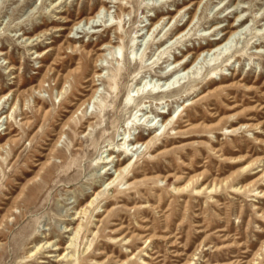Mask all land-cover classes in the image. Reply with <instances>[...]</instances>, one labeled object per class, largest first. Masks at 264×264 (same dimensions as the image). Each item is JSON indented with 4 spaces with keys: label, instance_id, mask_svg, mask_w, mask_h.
Returning a JSON list of instances; mask_svg holds the SVG:
<instances>
[{
    "label": "rangeland",
    "instance_id": "rangeland-1",
    "mask_svg": "<svg viewBox=\"0 0 264 264\" xmlns=\"http://www.w3.org/2000/svg\"><path fill=\"white\" fill-rule=\"evenodd\" d=\"M55 1L0 0V264H264V124L227 129L264 120V109L246 110L264 103V0ZM101 4L100 26L69 33ZM237 15L230 48L191 64ZM138 81L159 93L137 96ZM94 88L96 103L61 130ZM133 138L152 139L127 177L79 212L116 166L105 155L132 154Z\"/></svg>",
    "mask_w": 264,
    "mask_h": 264
},
{
    "label": "bare ground",
    "instance_id": "bare-ground-1",
    "mask_svg": "<svg viewBox=\"0 0 264 264\" xmlns=\"http://www.w3.org/2000/svg\"><path fill=\"white\" fill-rule=\"evenodd\" d=\"M58 1H61V0H56L54 3H52V4H55V3H57ZM102 2L103 1H105V0H101ZM192 3H194L193 1L190 3V4H192ZM238 7V6H237ZM100 9H103V10H105V7H104V5H100L99 6V11H97L94 15H92V16H89V17H86V18H83V19H81V20H79V21H77V22H75L73 25H72V27L69 29V33H70V31L72 30V28L74 27V26H79V24L83 21L84 22V25H88V24H90V27L89 28H95L96 26H100V24H96V22H94V19H95V17H97L98 16V14L100 13ZM178 11V10H177ZM236 13H237V9L236 10H234ZM238 16H240V15H237L236 16V20L234 21V22H232V23H230V24H228L227 26H226V28L225 29H223L221 32H220V35L219 36H215V37H213V41L214 42H212V43H209L208 44V47H206L205 49H203V50H201L198 54H196L195 55V58H194V60L191 62V64L192 63H194L197 59H199V56L202 54V53H205V55L204 56H202V59L203 60H205V56H206V54H208V53H210L211 52V55H214V54H218V55H221V54H223L224 53V51L226 50V49H228V48H230V46H227V44H228V42L231 40L230 38H235L234 36H235V34L237 33V31H238V29L239 28H241V26L243 25V22L245 21V18H239V19H237L238 18ZM173 19V18H172ZM158 23V22H157ZM155 25V24H154ZM62 28V27H61ZM81 30V32H85V29H80ZM180 33H182V32H180ZM70 35V34H69ZM66 37H69L68 35L66 36ZM75 39V38H74ZM73 44H76V43H73ZM73 47H74V45H73ZM106 47H109V44L108 43H105L104 45H101L100 47H98L97 49L98 50H104ZM205 47V46H204ZM48 49H50V48H48ZM224 50V51H223ZM195 52L193 51V50H191L187 55H193ZM0 54H2V52H0ZM102 56H103V54L101 53V51L96 55V57H95V64H94V67H95V71H94V73H93V76L94 77H96L97 79L98 78H101L102 77V75H101V73H100V68H99V65L96 63V61L97 60H100L101 58H102ZM207 57V56H206ZM185 58V57H184ZM181 59V60H174L173 61V63L175 64V65H181V66H183V65H185L189 60H187V59ZM102 60V59H101ZM103 62V61H102ZM175 67V66H174ZM12 68V67H11ZM183 72H186L187 74L189 73L188 71H189V67H183L182 69H181ZM68 74H70V73H67V74H65L63 77L65 78V77H68ZM168 77V76H167ZM166 77V78H167ZM171 78V77H170ZM243 79V78H242ZM142 80V79H141ZM65 79H64V83H65ZM140 82L141 81H138V83H137V85H136V94H137V96H142L143 94L144 95H147V94H156V93H159V91L158 92H154V93H151L150 92V89H146V87H148V85L147 84H144V85H142V86H140ZM216 82V81H215ZM64 83L62 84V86H61V88L59 89V91H58V93L57 94H61L62 93V90L64 89ZM196 83V82H195ZM236 82H234L233 80H231V81H229V82H224V83H217V84H215L214 85V87H212V88H208V90L206 91V92H202V93H200L199 95H197L193 100H190L189 101V103L190 104H192V103H194V102H196L197 100H201V99H203L205 96H207L208 94H211V93H214V92H217V91H219V90H221V89H227V88H230V86H233V84H235ZM92 85H95V84H92ZM162 86V85H161ZM83 87V86H82ZM154 87V86H153ZM174 88H176V87H174ZM87 89V88H86ZM152 89V88H151ZM139 90H141V94L139 95ZM146 90V92H144ZM169 90V89H168ZM230 90H232V89H230ZM96 91H97V89H93V90H91V92H90V94L87 96V97H85V98H83L80 102H79V104L77 105V107H76V109L71 113V115L69 116V118L63 123V125H62V127H61V130H64L66 127H67V124H68V122L71 120V118H72V116L74 115V114H81V112H82V109H85V108H87V105H89V103L91 102L92 104H95L96 103ZM131 91H133V89L131 90ZM231 92V91H230ZM264 93V92H263ZM132 94V93H131ZM81 95H83V94H81ZM143 95V96H144ZM1 98V97H0ZM132 98V96L130 95V94H128L126 97H125V100H127V99H131ZM253 102V105L250 107V108H248V109H246V110H248V111H252L253 109H255V108H257V109H264V103H261V102H259L258 101V99L257 100H248V103L249 102ZM128 104V102L127 101H125L124 102V105H127ZM238 106H240V104H237L236 103V101H233V104L232 105H230V106H228L227 107V109H230V110H234L236 107H238ZM140 107V106H139ZM131 108V107H130ZM184 110V108H182V110L176 115V117H175V119L173 120V122H176L177 121V119L179 118V116L181 115V112ZM87 113V112H86ZM92 114H94V112H90L89 113V115L88 116H90V115H92ZM239 113H237L236 115H237V118H238V115ZM169 116L170 115H168L166 118H169ZM213 116H216V115H213ZM205 118L204 116H202V115H200L198 118ZM249 118L248 119H254V117L253 116H248ZM3 118H7V115H4L3 116ZM85 119H86V117H84ZM222 119H224V117H219V120H222ZM191 120V119H190ZM218 120V121H219ZM165 123V122H164ZM164 123H161L160 124V126L159 127H161V125H163ZM264 124V120H260V121H258V122H256L255 124H253V122H247V123H240L238 126H231V127H229V128H227L230 132H232V131H236L237 129H240L241 127H253V126H257V125H263ZM133 125V124H132ZM185 125H189V123L187 122ZM158 127V128H159ZM192 127V125H190V126H188V128H191ZM209 127H211V126H207V128H209ZM158 128H156V129H153L152 130V132H151V135H152V138H157L159 135H161L163 132H161V133H158V135H157V129ZM187 128V129H188ZM177 131H180V130H177ZM62 135V134H61ZM61 135H58V137H57V140L55 141V143H54V145H53V147H55L56 145H57V143H58V141L60 140V137H61ZM152 138H149V139H146V140H140V139H135V138H133L134 139V144L132 145V147L133 146H135V150L132 152V154H129L128 153V151H126V149H123L122 151H121V153L123 154V157H116L117 155H113V153H114V151H112L113 150V147L112 148H105V151H112L111 153H108V154H106L105 155V157L106 158H104V160H102V163H104V164H108V163H110V162H114V163H116L115 165V168H114V170H113V172H112V174H110V177L107 179V181L105 182V188H99L96 192H95V194H94V197H92L85 205H84V208L83 207H81L80 209H79V212H80V210L81 209H83V212H85L86 211V207H88V206H90V205H92V203L95 201V199L99 196V195H103V193L104 192H107V191H109L111 188H114L115 186H117L118 185V183H120L125 177H127V174H129V172H130V170H131V168H132V166L135 164V162L137 161V158H138V156L136 155V153H137V150L141 147V146H144V148L146 149L147 148V144H148V142L152 139ZM120 139H122V138H120ZM129 139V138H128ZM132 139V138H131ZM14 139H12L11 141H13ZM123 143H125V139H124V142ZM132 147L130 148V151H131V149H132ZM53 151V149L50 151V153ZM161 152V151H160ZM49 153V154H50ZM157 153H159V152H157ZM51 157V156H50ZM49 156H48V158H47V162L46 163H44V164H41V168L44 166V165H46V164H48V160H49V158H50ZM116 158V159H115ZM133 158V159H132ZM115 159V160H114ZM259 159H262V160H264V154H262L261 156H259ZM103 164V165H104ZM112 164V163H111ZM249 163H247V165H248ZM246 165V164H245ZM242 168V167H241ZM259 171H261V174H260V176H262L263 174H264V167L263 168H261ZM132 176V175H131ZM143 179V178H142ZM136 180L135 179H133L132 181H124V183H127L128 185L129 184H131L132 182H135ZM223 182V181H222ZM185 183H187V182H185ZM212 186V185H211ZM202 187V186H201ZM237 188V187H236ZM242 188V187H241ZM209 189V188H208ZM210 189H212V188H210ZM240 189V188H239ZM194 190V189H193ZM259 192H261V191H259ZM264 192V191H263ZM107 204V203H106ZM12 211H14V210H12ZM102 211H104V210H102ZM79 212H77V213H79ZM82 226V223L81 222H78L74 227H71L70 229H69V231H71V239L69 240V243H68V245L67 246H65L64 248H67L69 245H71L72 244V239H76L77 238V236L79 235V233H80V231H81V227ZM120 227H122V226H120ZM119 227V228H120ZM119 228H117V229H119ZM115 231V230H114ZM119 238H121V236H119L118 238H116V239H119ZM50 243V240H45L43 243H41L40 245H37L36 247H34V250H30L29 251V256H31V255H33V254H35L36 252V250H38V249H40V248H42L43 247V245L44 244H49ZM51 245H53L54 246V249H53V251H56L57 249H61V247L58 245V244H51ZM45 247H47V246H45ZM63 252H64V250H63ZM58 253L57 254V256H60L61 258H65L66 260H64V261H67L68 260V257H70V255H68L67 254V252L66 253ZM61 261H63V260H61ZM123 263V260L122 261H119V264H122ZM145 263V262H144ZM190 263V261H186L185 263H183V264H189Z\"/></svg>",
    "mask_w": 264,
    "mask_h": 264
}]
</instances>
